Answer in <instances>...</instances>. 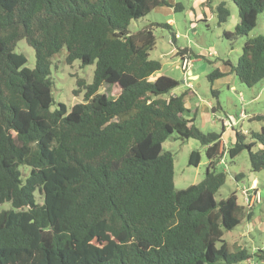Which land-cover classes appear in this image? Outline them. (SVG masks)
I'll list each match as a JSON object with an SVG mask.
<instances>
[{"label": "trees", "instance_id": "obj_1", "mask_svg": "<svg viewBox=\"0 0 264 264\" xmlns=\"http://www.w3.org/2000/svg\"><path fill=\"white\" fill-rule=\"evenodd\" d=\"M231 1L239 21L223 32L229 40L247 35L264 10V0ZM164 5L167 0H0V205L9 203L0 208V264H235L250 257L223 240L252 213L234 191L215 200L225 181L216 170L221 132L197 127L196 110L185 115L188 92L171 94L175 79L152 78L161 63L149 58L151 26L169 32L172 26L128 29ZM214 10L218 24L225 22V4ZM169 34L175 43L176 33ZM20 39L34 50L32 68L14 51ZM62 48L66 63L94 64L93 77L89 84L77 81L83 102L51 109L50 59ZM187 53L177 50L181 59ZM224 63L245 86L264 80V35L245 39L235 63ZM227 72L216 68L207 78L211 84ZM104 83L112 95L98 93ZM251 119L262 121L259 131L248 129L247 143L235 131L224 153L233 158L246 149L250 171L258 172L264 115ZM173 133L197 140L207 159L203 179L182 189L174 187L173 158L162 148ZM199 160L192 150L188 163Z\"/></svg>", "mask_w": 264, "mask_h": 264}, {"label": "rangeland", "instance_id": "obj_2", "mask_svg": "<svg viewBox=\"0 0 264 264\" xmlns=\"http://www.w3.org/2000/svg\"><path fill=\"white\" fill-rule=\"evenodd\" d=\"M171 4L178 3L181 8L171 12L167 7H158L144 18L132 20L129 31L134 32L144 27H149L155 22H166L173 18V30L168 31L160 27H152L155 38L154 47L149 50V58L159 60L161 68L153 73L152 77L166 75L175 79L178 84L171 90V94L180 95L188 92L184 97V106L191 117L196 110L194 124L203 132H221L220 145L223 155L218 162L216 170L225 173V181L215 193V200L224 199L231 192H235L239 204H244V194L254 197L250 199L249 207L251 218L243 216L240 223L223 234L230 251L245 249L250 257L235 264H264V169L258 172L250 171L248 153L243 149L235 157L230 158L224 150L234 141L235 131L244 134L249 142L248 129L259 131L262 121L251 119L254 115H264V80L253 86L240 83L233 73H228L230 68L224 62L235 63L241 52L245 39L264 35V10L258 15L256 25L247 35L235 39H226L224 31H232L238 23V14L235 4L231 0H167ZM223 2L229 11L225 22L218 24L215 6ZM176 33L175 43L169 38V33ZM188 48L192 53H187L181 59L177 54L178 49ZM26 57V66L32 68L35 63L34 50L24 39H20L14 49ZM190 54V56H189ZM65 48L50 59V77L53 81L52 95L55 108L57 103H63L70 109L75 103L83 102L85 89L78 86L77 81L89 84L92 81L94 64L80 66L78 60L71 63L64 61ZM189 56V57H188ZM183 61H188V68L197 77L191 79L183 70ZM227 72L215 78L210 84L207 75L213 69ZM109 86L103 84L98 93L106 96L112 95ZM211 89L217 91L212 94ZM77 90V92H75ZM206 106V109H204ZM211 107L214 111H211ZM225 125L221 131L220 121ZM164 151L171 153L173 158V181L176 189L199 183L205 172L207 163L204 149L193 138L180 139L176 133L171 134L162 143ZM255 147H252L254 150ZM192 150H198L200 160L197 166L188 163ZM20 170L27 168L20 166ZM242 176L235 179V175ZM24 178V176H23ZM256 178V180H254ZM36 202H39L38 193H34ZM258 198V200H257ZM5 202L0 208H8Z\"/></svg>", "mask_w": 264, "mask_h": 264}, {"label": "crops", "instance_id": "obj_3", "mask_svg": "<svg viewBox=\"0 0 264 264\" xmlns=\"http://www.w3.org/2000/svg\"><path fill=\"white\" fill-rule=\"evenodd\" d=\"M167 2H168V5H167V6L164 5V6H158V7H160V8H161V7H167L168 9L171 10V12H173V11H174V10H173V6H174L175 4H174V5L171 4L170 1H167ZM158 7H156V8H158ZM156 8H154L153 11H154ZM166 22H167L168 24H170L171 26H173V18H168V19H166ZM185 58H186V57H185ZM186 74H187V76H188L189 78H191V79L197 77L196 74H194L190 68L186 71ZM152 78H154V77H152ZM204 109H206V106H204ZM220 123H221L222 127L224 128L225 122L221 120ZM220 142H221V141H220ZM254 180H256V178H255Z\"/></svg>", "mask_w": 264, "mask_h": 264}, {"label": "built area", "instance_id": "obj_4", "mask_svg": "<svg viewBox=\"0 0 264 264\" xmlns=\"http://www.w3.org/2000/svg\"><path fill=\"white\" fill-rule=\"evenodd\" d=\"M182 67H183V70H185V72H186L189 69L188 68V61H186V62L183 61ZM253 197H254V193L250 197L244 194V198L243 199H244L245 204H247L249 206L250 199H252ZM257 200H258V198H257Z\"/></svg>", "mask_w": 264, "mask_h": 264}]
</instances>
